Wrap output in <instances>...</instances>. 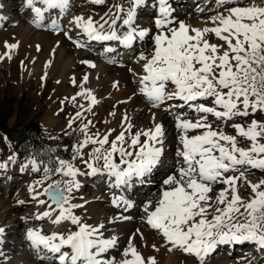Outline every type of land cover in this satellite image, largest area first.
Segmentation results:
<instances>
[{"label": "snow or ice", "instance_id": "snow-or-ice-1", "mask_svg": "<svg viewBox=\"0 0 264 264\" xmlns=\"http://www.w3.org/2000/svg\"><path fill=\"white\" fill-rule=\"evenodd\" d=\"M217 2L224 12L210 17L214 26L203 29L177 20L170 0L153 3L157 10L153 18L154 34L137 24L138 12L146 0H126V6L115 4L100 20L91 15H76L70 21L89 41H118L131 47L137 39L143 41L151 35V51L147 55L141 52L137 61L143 62L144 73L139 76L142 85L139 92L153 108L166 101H181L169 109L187 107L198 114L195 120L184 118V113L174 114L179 133L178 166L163 179L155 202L147 201L142 208L143 222L156 231L166 247L170 246L168 251L180 250L197 264H205L219 245L248 243L264 251V179L256 182L248 179L251 170L264 171V120L235 122L264 114V6L254 0L247 6L234 0ZM92 3L102 5L105 0ZM26 6L34 13L32 22L41 27L45 15L53 10L60 15L66 13L70 0H26ZM51 27L62 31L55 20ZM210 34L221 43H210L206 38ZM64 35L73 39L67 31ZM73 42L77 47H86L79 41ZM17 47L18 44L5 43L6 51L0 54V61L11 60V51ZM106 51L114 49L109 47ZM82 63L95 67L90 61ZM83 81L87 83V75ZM72 83L76 84L75 79ZM169 86H173L172 91H168ZM79 87L81 91L71 97V102L75 104L80 96L90 104L87 108L80 105L83 111H77L69 119L68 128L77 120L87 119L84 112H92V106L98 103L91 90L83 84ZM209 116L219 124L214 126ZM228 122H232L235 135L226 132L224 125ZM90 125L91 120L80 125L83 139L72 146L71 159L58 158L54 166H50L53 161L49 159L43 167L44 175L29 187L32 199L47 208L35 215L36 220L48 219L56 225L69 222L75 230L47 234L42 228H29L26 239L38 255L42 250L45 252L39 258L50 264H157L155 257H145L135 243L137 235L141 241L145 239L140 229L129 236L119 259L109 255L118 248L119 237L105 236L107 229L103 222L97 225L83 222L74 210L84 204L73 200L74 193L82 187L81 176H106L110 188L121 190L131 188L134 180L143 182L161 163L163 127L156 123L147 130L133 131L135 126L127 114L118 133L116 129L91 133ZM241 141L248 146L241 147ZM8 160L14 163L15 157L9 156ZM77 160L83 167L74 163ZM29 165L33 172L41 170L35 158L29 159L23 168ZM6 167V163H0V169ZM54 174L61 179L37 191V186H43ZM217 185L223 187L215 191ZM241 189L245 191L242 193ZM41 196L47 200L40 199ZM111 204L125 212L134 206L123 194H114ZM130 219L121 214L110 218L108 223ZM3 232L0 228V235ZM152 247L159 251L155 244Z\"/></svg>", "mask_w": 264, "mask_h": 264}, {"label": "bare ground", "instance_id": "bare-ground-1", "mask_svg": "<svg viewBox=\"0 0 264 264\" xmlns=\"http://www.w3.org/2000/svg\"><path fill=\"white\" fill-rule=\"evenodd\" d=\"M114 1L118 2V4L120 2H122V4H125V6H126V0H113V2ZM192 1L193 0H180V2L183 4H181L179 9L174 8L175 9L174 14L176 16L175 17L176 19H181L183 17L184 13L186 12L185 8L187 6H189L188 3H190V5H191ZM205 1H207V0H205ZM236 1H240V0H234V2H236ZM70 2H73V0ZM214 3H215V4H213L214 6L212 8H210L211 10L209 9V11H213L212 14L210 13V15L205 16V18L196 17V15L197 16L200 15L199 14L200 12H197V11L193 12L191 10V12H189V11L187 12L189 14H187V16L184 17V19L181 21L185 22L186 25H189L192 28L203 29L205 27H213L214 25L212 24L210 17L215 16L217 14L216 12L218 10H221L222 8H224L223 6H221L217 2V0ZM91 4H92V0L84 1L83 6H80L77 9L80 12L79 15H84V16L91 15L94 19L100 20V18L102 16H104V15H102V13L104 11L102 10V11L98 12V11L88 10V5H91ZM261 4H260V6H264V2L262 5ZM70 5H71V3H70ZM75 5H77V4H75ZM230 5H232V4H229L228 6H230ZM52 12L55 13V17L53 20H55L60 25V28H64V31H67L68 34L71 35L73 38L72 40H70L71 43L68 45V47H66V44L64 43V40L67 37L64 35V31H63V33L58 31V32H54V33L51 32L52 34H49L47 32H43V33H40L37 35H33V34L28 35L30 33V31L32 30L33 25H35V24L32 22V20L34 19V13H32L27 8L26 0H0V18H2V19H0V54H3L6 51L5 43L18 44V47L11 51V56H12L11 60L5 58L3 61H0V65H2V66L7 65L9 62L13 63L14 66H13V70H12L13 71L12 76H17V77H19L18 79H20V81L27 83V87L29 89L34 88L37 90V92H39L41 90L43 92H45V94L50 97V102L52 104H54L56 101L59 102V101L65 100V104L67 105V109L69 107H72L71 109H68L69 112H70V110H72L74 113H76L77 111H83L80 108V105H84V108H87L89 106L90 101L87 100L86 98H83L80 96H77L75 104H73V102H71V97L75 96L77 92L81 91V88L79 87V85L83 84L84 88L91 90L92 94L96 97V100L98 101L97 104L92 106V112H86V111L84 112V117H87L88 120H91L92 125L94 124V122L100 123L99 126H97L96 124H95L96 127L93 126L94 128L98 129V130L96 129L97 130L96 132L105 133L109 129H116V133H118L121 130L120 124L123 122V116L125 114L128 115V117L131 119V122L134 124V121H132V119L133 118L139 119L141 117L142 113L145 112V108H142L143 102H142L141 98L139 96H135V94H134L126 102H124V101L119 102V100H118V102H115L113 99L115 97L117 98L118 95L123 94L122 92H124V94H125V90H126V88H128L127 79L129 77V75L127 73L132 74L133 79L135 78V76H140V75L144 74L142 72V63L143 62L142 61L137 62L138 57H139L138 55H140V54H137V56L134 55V56H136V58H134V61H133V59H132V62L130 61L131 64H130V67L128 66L129 72L127 70V73L121 72L120 69H117L113 72L112 69L114 70L115 68H113L109 64H105V63L101 67L96 66L98 64H95L94 61L91 60L92 56L89 57L88 54L83 52L84 47H77L76 44L73 42L75 40V41H79L80 43L84 44L81 41L85 38H86L85 41L88 42L86 45L93 42V41H89L87 39V37L82 35L80 33V31L78 29H75L73 27V25L70 23L72 17L76 16L77 13H75V11L72 12L71 6H69V9L63 15H60L58 10H53ZM174 14H173V16H174ZM25 15H26V17H24ZM30 16H31V19H30ZM47 16H48V14H47ZM14 17H16V19L12 21V19H14ZM63 18L65 20L64 25L62 24ZM138 21L139 20H137V23H138ZM63 23H64V21H63ZM144 23H147V21H145ZM141 27L146 28V29L149 28L147 25H143ZM105 29H107V25L105 26ZM149 29H151V28H149ZM75 31H77L76 33H78V37H76L77 34L75 33ZM60 35H62V36L60 37ZM213 38L215 40H217L214 35H213ZM208 40H211V39H208ZM147 41H148L147 38H145L143 41H140L139 39H137L136 41H134V44L132 47H136L134 45L140 43L139 48L142 49V47H144V45L149 44L148 46H145V48L149 47V49H150V50L148 49L146 52L151 51L153 45H151V43H148ZM103 42H105L104 48L105 47L106 48L111 47L114 50L122 51L121 49L113 46L114 41H112V42L103 41ZM115 42H116V44H120L118 41H115ZM37 46H39V50H37ZM68 49L70 52H72L73 49H75V51L76 50H79V51L74 52V54H72L73 58L71 59ZM129 50L126 49L121 53L119 52L120 53L119 57H121L120 59H122L123 57H126L125 52L126 51L129 52ZM50 52H52L51 56H50ZM102 52L100 51V56H101L100 58L106 60L107 62H110L111 57L113 55H111V57H109L107 55H109L110 53L104 52L105 55L102 56ZM144 54H145V52H144ZM116 58H118V57H116ZM83 61H90L91 63L95 64V67H90L88 64L82 63ZM39 65H40V67H42V70L37 69V67H39ZM85 75L88 76L87 83H84V81H83V77ZM38 78H40L41 84H39V82H36L37 81L36 79H38ZM73 79H75L76 84L72 83ZM33 80H36V81L34 82ZM114 84L116 85L115 87L113 86ZM119 97H121V96H119ZM65 98H67V99H65ZM119 99L121 100V98H119ZM179 103H182V102L177 101V102H172L170 104L173 105V104H179ZM110 105L111 106L114 105V108H113L114 110H112V112H109V114H108L109 109H107L106 107L107 106L110 107ZM113 112L115 113L114 116L110 114ZM105 113H107L105 115L106 120H104V118H103V121H101V118H102L101 116H102V114H105ZM258 115H260V114H258ZM74 116H75V114H74ZM260 116H262L264 118V114H262ZM262 117L259 118L258 120H263ZM196 118H198L197 113H195L194 116L192 115V117H186V119H192V120H195ZM253 118H255V116L254 117L249 116L244 121L247 122ZM165 120H166V118H164L163 116L158 117L156 120L154 119V117H151L148 125L144 126V124H143L140 127V126H137L138 125L137 124L133 129V131H137V130H141V129L147 130L148 128L154 127V125L156 123H159V124L164 123L162 125V127L164 130V138L163 139H165V141L163 144V155L161 157V162H162V159L164 156L170 155V157L168 158L169 162L167 161L168 162L167 166L169 168H167L165 165V168L160 170L162 173L160 176H159L160 172H158V168H156L152 174L143 178V182H138V181L134 180L131 188H125L124 190L119 189L118 192H115L116 193L115 195H121L122 192H125V193H123L125 198L129 199L134 205L131 209H129L128 211L125 212V211H123L122 208L114 207L111 204V198L114 194L108 195V196H110V198L109 199L107 198L108 201H107V203L105 202L106 203L105 207L102 210H99V212L93 211V209H92L93 207L91 205L92 202H95V198L97 197V195H95L94 197L92 196V194H90V195L89 194L79 195L77 197L76 201H74L73 203L84 204V207L81 209H83L84 211L86 210L87 214H86V216L85 215L80 216L81 218L85 217L84 218L85 220L83 222L91 224V225H97V224L103 222L106 225V229H109V228L115 229L114 234H112V235L119 237V244H118L117 249H114L110 252L111 256L116 257L117 253H115V252L116 251L120 252L122 250V248L126 245V241H127L128 237L131 234H133L136 231V229H140L141 232H143L145 239L143 241H141L139 238V235H137V237L135 239V243L140 248L141 252L143 253V255L145 257H149V256L155 257L157 260V264H194L195 259L193 257L188 256V255H184L185 253H183V252H182L183 254L181 255V257H177V256L173 255L174 254V253H172L173 250L168 251V247H170V246L166 247L164 245V241L156 233V231L150 229L142 220V217L144 216V213L142 212V208H143L144 203L147 201L155 202V200L157 199V197L159 195L162 183L159 185V189L158 190L156 189L157 191L155 190V191H153V193L149 192V193H151L150 197H148V194H145L146 192L144 193L143 191H141V188L143 186H149V184L152 185L153 183H156V181L159 179V177H162L164 174H165V176H167L168 174L173 173V171H175V170H172V168L175 166V169H176V167L178 166L177 161L179 160V158L176 156V150L179 147V143H178L179 133L175 127L176 122L175 121L173 123L170 122L171 124L167 123L168 126L166 127V126H164L166 124ZM106 121H107V123H106ZM235 122L245 123V122H243V120H240V119L239 120L237 119ZM45 123L47 125H52V126L55 124L58 125L56 128L53 129L54 131L55 130H59V131L61 130L62 125H60L61 123H60L59 118H52V117L47 116V118L45 119ZM231 123L232 122H228V124L224 125V127H225V130L228 134L235 135L234 132H229V129H231V128H229ZM214 126H216V125H214ZM94 133H95V130H94ZM116 133H113V137L116 135ZM241 143L244 144V146H241V147H247L248 146L246 141H241ZM7 147L9 150L7 152H10L8 154H3L2 148H0V153H1L0 154V163H6L7 164L6 168L0 169V178L2 176V181H4L5 183L8 182L9 178L13 177V170H15V168L12 165H10L11 161L8 160V157L13 156L14 154L11 151L10 146L7 145ZM88 151H91V148ZM170 158H172V160H170ZM165 162H166V160H164L163 163H165ZM161 164L162 163H160L158 165V167H160ZM77 166L83 167L80 163H78ZM19 168H20L19 170H22V169L25 170V168H23L22 166H20ZM252 171H255V172H252ZM9 172H11V175H9L10 174ZM256 173H257V170H255V169L251 170L248 174V179L253 181V182H256L260 179H264V175H258ZM81 177H82V179H79V180L82 184V187H81V189H82L83 186L87 185L86 181H88L89 179H91L93 177H89V176H81ZM104 178L106 179V176H104ZM103 180L104 179H102V181ZM162 181L163 180L161 179V182ZM144 183H147V184L144 185ZM30 186H31V183H30V185H27V188H29ZM221 187H223V186L217 185L215 191H218L219 188H221ZM0 191H1V189H0ZM28 191H29V189H28ZM241 191H242V189H241ZM138 193H139V195H138ZM140 193H141V195H140ZM30 194H32V193H30ZM213 194H215V193H213ZM144 195H146V196L144 197ZM2 196H3V193L0 192V209L3 208V212L2 213L0 212V213L5 214V212H6L7 214L10 215V222H9L10 226L9 225L8 226L13 229V232H15V234H16V232H18L17 234L20 233L18 231V227L20 224L23 225L24 232H23L22 237H20V238L17 237L18 235L16 234L17 235L16 237L19 238V240L17 239L19 242H17V243L13 242L11 239H12V236L14 234L9 235L10 231H6V228L0 223V228L4 229L3 234L0 235V241H2V243H0V264H46V263H43L42 261L38 260L37 257H35L34 255H30L28 253L29 250L32 249V247L30 246L29 241H27V239H26L27 230L29 228H42L45 233L51 234L52 232H64L66 229H71L73 225H71L69 222H65L63 224L56 225V224H52L51 221H49L48 219L36 220L35 215L38 212H42L44 210H47V208H46V206H39L35 200H34V204H36V205L32 206L31 211H29V212L25 211L23 213H19V214H24L22 216L24 219L20 220V218L18 217L19 216L18 211L16 212V208H14V206H11L9 200L6 201L7 199L6 200L3 199ZM40 199L47 200V197L41 196ZM85 201H87V203H85ZM49 203H50V201H49ZM53 207H54V205H53ZM79 209L80 208L74 210L75 214L78 212ZM121 214L126 215V216H130L131 219L126 220V221H118V222H115L112 224L108 223L110 218L121 215ZM3 215H2V217H3ZM53 215H55V213ZM40 221H43L47 225L46 228L43 225L38 227ZM11 228H10V230H11ZM74 228H72V229H74ZM50 229H52V230L50 231ZM105 236H109V234L107 232H105ZM153 244H155L157 246V248H159V251H156V249H154L152 247ZM244 244H248V243H244ZM220 246H222V245H219L217 248H220ZM225 246H226V250L230 251L229 253H231L235 249L234 248L235 246H241V244L223 245V249ZM250 246H252L251 250H248L247 252L241 253L242 256L237 254L238 257H240L241 260H245L247 257H250L251 255H253V257H251V260H248V261H250V262H248L249 264H264V251H261V252L257 251V248L252 244H250ZM247 253L249 254L248 256H246ZM182 256H184V257H182ZM116 258L119 259V257H116ZM209 258H210V260H212L211 257H207L205 261L208 262ZM217 263L218 264H237L235 262L231 263L229 260L224 261V263L217 261ZM239 263H241V262H239ZM248 263L246 260L245 264H248Z\"/></svg>", "mask_w": 264, "mask_h": 264}, {"label": "rangeland", "instance_id": "rangeland-1", "mask_svg": "<svg viewBox=\"0 0 264 264\" xmlns=\"http://www.w3.org/2000/svg\"><path fill=\"white\" fill-rule=\"evenodd\" d=\"M70 1H72V0H70ZM84 1H86V0H73V2H70L71 3L70 6H71L72 12L75 11V13H77V15H79L80 12L77 9L80 6H83ZM215 1L216 0H207V1H205V0H193L191 5H190V3H188L189 6H187L185 8L186 9V12H185L186 14L184 13L183 17L181 19H177V20H179V21L183 20L184 17H186L187 14H189L187 12L188 11L191 12V10L193 12H195V11L200 12L199 13L200 15L199 16L196 15V17L205 18V16L210 15V13L212 14L213 11H209V9L214 6L213 4H215L214 3ZM154 2H155V0H146V5L143 7V9L139 10L138 18H137V20H139L137 24L140 25L142 23L140 25V27L143 26V25H147L149 28H151V29L147 28V29L150 30L151 34H154L155 31H156V29L154 28V24H153V18L157 14V10L155 8H153V3ZM252 2H253V0H240V1H236L235 3H238L241 6H247L249 3H252ZM254 2L257 5H260L261 3L263 4L264 0H254ZM120 3L122 4V2H120ZM170 3H171L173 8H177V9H179L181 4H183V3L180 2V0H170ZM75 4H77V5H75ZM115 4H118V2H115V1L113 2V0H105V3L102 4V5H98V4H94V3H92L91 5H88V10L98 11V12L103 10L104 12L102 13V15H104L105 13L109 12V10L112 9L113 5H115ZM230 6H233V5H230ZM221 10H218L216 13L223 12L224 8H222ZM24 17H26V15ZM54 17H55V13L54 12L49 13L48 16L46 14L45 15V19L43 21V25L41 27H36L35 25H33L32 30L30 31V33L28 35H31V34L37 35V34H40V33H43V32H47L49 34H52L54 32H58L56 30H53L52 27H51ZM174 17H176L175 14H174ZM15 19H16V17H14V19H12V21L15 20ZM30 19H31V16H30ZM63 21H64V23H63ZM63 21H62V24L64 25L65 24L64 18H63ZM145 21H147L148 24L144 23ZM61 29H62V31H59V32L63 33L64 28H61ZM120 31L122 32L123 30L120 29ZM76 32L77 31H75V33ZM76 34H75L76 37H78V33H76ZM61 36L62 35H60V37ZM206 37H207V39H211V40H209L210 43H217V44L221 43L218 40V38H216V37L215 38L218 41L215 40L213 38V35H211V34L206 36ZM146 38L148 40L147 42L151 43V45H153L152 44V40H151V35H149ZM85 39H83L81 42H83L84 44H87L88 42H86ZM68 40L69 39L67 37L64 40V43L66 44V47H68V45L71 43V41L70 40L68 41ZM110 42H112V41H110ZM104 43L105 42H103V41H93V42L89 43L88 45H86V47L83 48V52L88 54L89 57L92 56L91 60H93L95 64H98L96 66H100L101 67L104 63L105 64H109L111 67L115 68L114 70L112 69L113 72L115 70H117V69H120L121 72H124V73H127V70L129 72V67H130V64L132 62V59L134 61V58H136L137 54H140L141 51L143 53L145 52L146 55L149 52V51L146 52L149 49V47L145 48V46H148L149 44L148 45H144V47H142V49H140L139 48V44L140 43L134 45L136 47H132L133 45L131 47H125V46H123L121 44H116L115 41L113 42V46L121 49L122 51L114 50L113 52H107L106 51L107 48L106 47L104 48V46H105ZM133 44H134V42H133ZM126 49H128V50L130 49V50H129V52L128 51L125 52L126 57H123L122 59H120L121 58V57H119L120 53L123 52ZM68 51H69V49H68ZM77 51H79V50L75 51V49H73L72 52L69 51L70 54L69 53L68 54L70 55L71 59L73 58L72 54H74V52H77ZM100 51L101 52L103 51L102 52V56L105 55L104 52L110 53L109 55H107L109 57H111V55H113L111 57V61L107 62L106 60L101 59L100 58L101 57L100 56ZM51 54H52V52H50V56H51ZM134 55H136V56H134ZM116 57H118V58H116ZM13 66H14L13 63H11V62H9L7 65H3V66L0 65V142H1L0 143V148H2V153L3 154H8L10 152H7V151H9L7 145L10 146L11 151L14 154L13 156L15 157V162L14 163L11 162V164H10V165H12L15 168V170H13V177L9 178L8 182L5 183L4 181H2V176H1V178H0L1 179L0 180V189H1V191L0 192L3 193L2 198L5 199V200L7 199L6 201L9 200L11 206H14V208H16V212L18 211V215H19L18 217L20 218V220L21 219L23 220L24 218L22 216L24 214H19V213H23L25 211L29 212V211H31L32 206L36 205V204H34V200L32 199V194H30V192L28 191L29 188H27V185H30V183H31V185H34L35 181L41 179V177L44 175L43 167L45 166V163L43 161H42L43 163H41L40 160H37V162L40 164V169H41L39 172H33L31 170V165H29L27 168H25L26 171L24 169L19 170L20 166L23 167L25 164L28 163L29 159H32V157L30 156V152L26 153L23 148L19 149L18 143L13 142L10 138H8V136H6L3 133V131L1 130L2 129L1 126L2 125H7L8 127H11V126L20 125V124L24 125L28 121H36L38 123L39 127H40L41 133L44 136H46L47 138L56 140L58 145H63L62 148L66 149L67 152L70 155H72V146L74 144H76L79 140L83 139V136L81 135V133L79 131V127H80V125L82 123H86L88 119H82L83 121L82 120H77L73 124L72 128H68V121L75 114L72 110H70V112L68 110V109H71L72 107H69L67 109V105L65 104V100H62L63 102L62 101H59V102L56 101L54 104H52L50 102V97L48 95H46L45 92H43L42 90L37 92V90L34 89V88L33 89H29L27 87V83L20 81V79H18L19 77H17V76H12ZM37 69L38 70H42V67H40V65H39V67H37ZM127 74L129 75V77L127 79L128 88H126L125 94H124V92H122L123 94L117 96L118 99L115 97L113 100L115 102H118V100H119V102H121V101L122 102L123 101L126 102L134 94H135V96H139L141 98V100L143 102L142 103L143 104L142 108H145V112L142 113V115H141V117L139 119H135V118L132 119V121H134V126H136L137 124H138L137 126H140V127L143 124H144V126H146V125L149 124V121H150L151 117H154V119L156 120L158 117L163 116L164 118H166V120H165L166 124L164 126L167 127L168 126L167 123L171 124V123H173L175 121L174 114L177 113V112L186 114L185 115L186 117H192V115L193 116L195 115V112H193L192 110H190L187 107H184L183 109H177V108L169 109V106L171 105L170 103L177 102V101H166L163 105H161V107L153 108L151 106V102H149L147 100V98L142 93L139 92V88L142 86V85H140V83L138 81L139 80V76H135V78L133 79V75L132 74H130V73H127ZM36 80H33V81L34 82L35 81L39 82V84H41L40 78H38ZM172 90H173V86H169L168 91H172ZM119 96H121V97H119ZM119 98H121V100ZM208 103L210 104L211 102L208 101ZM106 108L109 109L108 110V114H109V112H112V110H114L113 109L114 105H112V106L110 105V107L107 106ZM106 114L107 113L102 114L101 121H103V118H104V120H106L105 119L106 118V116H105ZM260 115H262V114H260ZM260 115H258V114L255 115V118L256 119L261 118L262 116H260ZM47 116L52 117V118H59L60 123H61V124L60 123L59 124L62 125V126L64 125L63 127L61 126V130L60 131L59 130H55V131L53 130L58 125L55 124V125H53L54 126L53 127L52 125H47L45 123V119L47 118ZM185 116H184V118H186ZM262 119L264 120L263 117H262ZM209 121L213 122L214 125H218L219 124L217 121H215L214 117H212V116H209ZM243 122H245V121L243 120ZM95 124L97 126H99L100 123L99 122L98 123L94 122V124H93L94 127H96ZM163 124H161V125H163ZM94 127L92 125H90V132L91 133H94V130H95V132L98 130L97 128H94ZM229 128H231V126ZM229 132H234L235 133V131L232 128L229 129ZM164 141H165V139H163V144H164ZM240 146H244V144L241 143ZM20 152L23 153V156H21ZM44 155H46V154H44ZM169 157H170V155L169 156H164L163 159H162V162H161L162 163L161 166L160 167L157 166L158 172H160L159 176L162 174L160 170L165 168V165H166L167 168H169L167 166L168 162H169L168 161ZM49 159H51L53 161V164L50 165V166H54V164H55L54 159L52 157H48V160ZM164 160H166L165 163H163ZM170 160H172V158H170ZM74 163L78 164L79 161L78 160L74 161ZM172 170H175V166L172 168ZM252 172H255V171H252ZM9 173H10L9 175H11V172H9ZM256 174L264 175V171H260V170L258 171L257 170ZM164 176H165V174L162 177H159V179L156 181V183H153L152 185L149 184V186H143L141 188V191H143L144 193L146 192L145 194H148V197H150V195H151V193H153V191H155L156 189L157 190L159 189V185L162 183L161 179L163 180L166 177V176L165 177ZM59 179H61V176L59 174L52 175L51 179L45 181L43 186H37V191H42L43 187H46L47 184L51 183L54 180H59ZM79 179H82V177H79ZM102 179H104V180L102 181ZM86 182H87V185L83 186L84 189L82 188L78 192L74 193L73 202L76 201V199H77V197L79 195H83V194H89L90 195V194H92L93 197L95 195H97V197L95 198V202L91 203V205L93 207V208L92 207L91 208L95 212H99V210H102L105 207L108 199L110 198V196H108V195L116 194L115 192H118V190H119V189H115V188H110L109 187L108 178L106 177V179H105L104 176H95V177L89 179ZM145 184H147V183H144V185ZM244 191L245 190L242 189V193ZM149 192H151V193H149ZM123 193H125V192H122V194ZM138 195H139V193H138ZM140 195H141V193H140ZM145 196L146 195H144V197ZM21 201H23V203H21ZM1 209H0V212L2 213L3 212V208H1ZM83 211L84 210L80 208L78 210V212L76 213V215H78V216L85 215L86 216L87 211L86 210L84 212ZM1 213H0V217H1L0 218V223L6 228V231H10L9 235L14 234L12 236L11 240L13 242H16V243L19 242L18 240H19L20 237H22L23 232H24L23 225L22 224L19 225L18 231L21 234L20 233L17 234L18 232H16V234L18 235L17 236L15 234V232H13V229L11 227H9L10 226V224H9L10 215L5 212V214L3 213L5 215L4 216ZM2 215H3V217H2ZM84 218L85 217L81 218L82 221L85 220ZM42 225L45 228L47 226L43 221H40L38 227H40ZM74 227L72 226V228H74ZM10 228H11V230H10ZM72 228H71V230H75V228L74 229H72ZM51 230L52 229H50V231ZM114 231H115V229L109 228L105 232H107L109 234V236H111L112 234H114ZM16 236L19 237V238H17ZM234 248L235 249L234 250L232 249L233 251L231 253H229L230 251L226 250V246L224 247V249H223V245L220 246V248H216V250L208 256V257H211L212 260H210V258H209V261L208 262L205 261V264H218L217 261H219L221 263H224V261H226V260H229L231 263L235 262L237 264H241V263L245 264L246 260H247V263L250 262L248 260H251V257H253V255H251L250 257H247L245 260H241V258L238 257V255H237V254H239V255L242 256L241 253H244V252H247L248 250H251L252 246H250V244H241V246H235ZM118 252L119 251L115 252V253H117L116 257H119L118 254H120V252L119 253ZM28 253L30 255H34L35 257H37L38 260L42 261L43 263L50 264L49 261L41 260L39 258V256L45 255L44 251H41L39 253V255H37L38 254L37 251L32 248V249L29 250ZM172 253H174L173 255L177 256V257H181V255L183 254L182 251H180V250H173ZM47 255L50 256L51 253H47ZM109 255H110V253H109ZM184 255H186V254H184ZM248 255L249 254L247 253L246 256H248ZM182 257H184V256H182ZM239 262H241V263H239ZM194 264H197V262L195 261Z\"/></svg>", "mask_w": 264, "mask_h": 264}, {"label": "trees", "instance_id": "trees-1", "mask_svg": "<svg viewBox=\"0 0 264 264\" xmlns=\"http://www.w3.org/2000/svg\"><path fill=\"white\" fill-rule=\"evenodd\" d=\"M2 131L13 141L18 143L19 149L30 152V156L36 160L48 163V157H52L54 162L60 158L70 160L71 155L63 145H58L54 139L47 138L41 133L40 127L36 121H28L26 124L8 127L2 125ZM54 150V151H51ZM23 156V153H21ZM46 154V155H44Z\"/></svg>", "mask_w": 264, "mask_h": 264}]
</instances>
